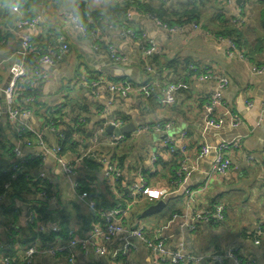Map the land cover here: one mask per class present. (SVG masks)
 <instances>
[{
    "label": "crops",
    "instance_id": "1",
    "mask_svg": "<svg viewBox=\"0 0 264 264\" xmlns=\"http://www.w3.org/2000/svg\"><path fill=\"white\" fill-rule=\"evenodd\" d=\"M18 1L28 4L32 14L41 18L35 29L23 28L8 33L0 45L1 87L24 60L20 44L23 36L30 34L37 47L52 50L57 35L64 34L70 46L62 63L44 67L48 78L37 87L31 114L20 116L34 131L42 132L47 146H57L59 132L66 128L60 123L56 130L45 129L47 111L62 106L64 114L83 119V129L86 133L90 131L91 136L110 119H123L125 124L133 122L136 129L144 124L171 121L168 135L179 141L186 131L188 147L185 156L169 154L162 146V134L135 129L130 133L113 134L114 144L107 142V135H100V143L94 148L98 167H88L82 160L79 154L83 148L67 147L63 151L64 161L77 166L76 174H67L51 154L37 157L39 164L29 172L33 176L49 177L53 181L49 188L52 194L42 197L39 193H30L15 199L13 208H0V264H5L2 260L5 254L16 258L23 254L33 236L28 220L33 207L43 214L48 234L60 227L62 235L74 233L78 237L87 235L92 226L100 225L96 211L112 207L122 211L124 232L108 242L98 239V245L105 247L102 253L96 252L93 245L86 250L76 248V264H117L111 260V251L129 240L135 244L129 256L131 263L153 264L148 246L139 238L129 237L136 219L146 226L148 236L157 234L170 249L181 247L184 253L206 259L210 253L229 245L238 247L242 256L253 260L254 264H264V226L257 237L259 242L254 241L256 225L264 224V73L251 70L253 65L264 64V0H0V25L3 27L19 17L11 10ZM126 3H129L130 17L122 10ZM189 7H193L191 16L187 13ZM86 10L99 13L97 18H100L99 27L104 38L97 49L80 36L66 16L68 12L81 16ZM151 16L166 20L171 23L169 25L182 22L180 24L185 26L181 31L168 32ZM191 21L197 22L200 28H190ZM141 33L154 41L159 48L158 54L146 59L141 57ZM227 38L235 41L237 50L247 60L237 51H229ZM106 41L124 56V62L112 61ZM189 64L207 67L227 78L228 84L221 90L223 104L210 106L209 95L219 91L218 85L193 77L188 70ZM146 65L152 70L147 71ZM97 74L113 81L127 80L131 86L125 93L116 92L112 96L105 84L94 90L80 85L93 81ZM183 77L186 85L175 92V101L164 103L163 85L178 82ZM1 93L0 90V108H3ZM230 112L238 115L239 124L231 121ZM0 137L10 149L1 156L9 165L18 159L12 155L16 145L21 150L19 159L24 161L36 159V154L43 150L33 138L30 146L20 144L4 115L0 117ZM88 138H84L85 145ZM232 140L241 142V148L230 152L232 169L225 174L213 172L216 147ZM204 148L206 151L202 153ZM247 154H252L254 160H248ZM184 157L192 168L186 178V186L194 191V200L189 204L187 193L174 194L176 189L169 184ZM102 159L106 162L116 160L121 166L118 192L126 193L129 185L137 181L138 170L143 171L147 190L130 207L127 208L125 199L108 187L107 165ZM82 189L90 193L89 198L80 196ZM167 197L170 198L164 209L142 215L148 206ZM90 198L96 202V210L89 206ZM8 202L9 196L0 200V207L9 205ZM215 202H222L225 207L220 223L192 220L189 214L192 208L210 207ZM175 213L183 216L173 217ZM189 224H195L196 228L190 230ZM13 232L17 238L12 236ZM32 264L70 263L61 256L36 255ZM224 264L235 263L228 258Z\"/></svg>",
    "mask_w": 264,
    "mask_h": 264
},
{
    "label": "built area",
    "instance_id": "2",
    "mask_svg": "<svg viewBox=\"0 0 264 264\" xmlns=\"http://www.w3.org/2000/svg\"><path fill=\"white\" fill-rule=\"evenodd\" d=\"M192 0H190L191 2ZM195 0H193L194 2ZM260 2L261 0H254ZM11 10L19 15V17L10 25L3 27L0 25V45L4 43L6 35L8 33H15L18 29L28 28L30 30L35 29L39 26L40 16L37 14H32L30 9L22 11L17 4L11 6ZM66 16L73 22L76 30L82 38H86L90 41L91 46L95 49L99 48L102 38L101 28L99 27L100 18L95 20L92 18L89 11L85 13L84 17H81L72 12H68ZM130 16V14H129ZM151 18L164 30L168 32H178L183 29L184 24L176 23L169 25L161 18L157 16H151ZM239 23H242L241 20H234ZM93 23L91 27L90 24ZM189 27L198 30L200 25L195 22H189ZM129 34H135L133 30H127ZM142 40L141 46V57L146 59L149 56H153L159 53L158 46L154 43L153 40L147 39L144 33L140 34ZM229 44V51H237L239 56L244 60H247V57L238 51L236 43L233 39L227 38ZM21 47L23 49L24 60L19 63L15 69L12 71L11 76L6 82V87L3 89V108H0V117L5 116L7 122L11 129L17 132V139L20 144L30 146L32 144V139L22 138V131L25 129L28 132L33 134V139L35 143L42 147V152L37 153L34 158L44 157L46 154H51L55 156L56 161L60 164L63 170L67 174H76L77 166L74 164L66 163L64 161V153L62 152L61 141L64 138L63 132H59V143L55 147H49L43 139L42 132L34 131L26 121L20 119V116L28 117L31 114L32 107L35 104L37 87L42 82L48 78V72L44 67H55L62 63L67 56L70 46L67 42L66 36L64 34L57 35L55 44L53 45L52 50H42L37 47L36 43L33 40L32 35L27 34L21 39ZM106 48L109 52V55L114 63L124 62V56L118 51V49L109 41H106ZM28 57H32V62L28 61ZM147 71H151L149 65L145 66ZM188 70L190 74H193L198 80H210L217 83L219 91L210 93L209 101L210 106L215 107L217 105L223 104L221 90L225 88L228 84L227 78L216 71H213L207 67L198 68L194 64L188 65ZM251 70L254 73H264V64L262 65H253ZM105 84L108 90L111 92L112 96L116 92H124L128 90L131 86V83L127 80L113 81L109 78L97 74L93 81H90L88 84H80L83 87H89L91 90H94L98 85ZM186 85V79L183 77L178 82H168L162 87L163 102L171 104L175 101V92L180 88ZM145 88V87H143ZM0 90H2L0 84ZM251 104V102H248ZM264 109V103H263ZM59 113H56L58 112ZM232 115L230 117L231 121L237 125L240 122L238 115L230 112ZM47 124L45 129H55L58 124H71L73 125V138L83 143L85 142L84 135L81 130L83 119L81 117H70L64 114L62 106H57L51 108L47 111ZM55 117L56 120L51 118ZM50 122L48 123V121ZM125 124L123 119H110L101 124V127L97 130L96 134L88 138L86 147L83 149V154H93L96 156L94 148L100 143L101 134L107 135V142L114 144L116 138L113 134H106L105 128L107 126H112L113 128H120ZM172 126L171 121L155 122L151 124H144L139 126L137 132H154L157 134H162V146L167 150L169 154H182L186 155L188 147V134L186 131L182 132L181 138L177 141L175 138L168 135V131ZM241 148V142L239 140L224 141L218 144L216 147V155L212 164V171L219 174H225L232 169V163L230 159V152L233 149ZM206 149L202 150L204 153ZM21 154L20 147L16 145L12 148V155L17 160L13 161L9 165V169L13 172L12 176H15L19 171H23L24 160L19 159ZM247 159L252 161L254 157L252 154H247ZM155 163V158H152ZM107 165V172L105 173L106 183L108 187L118 196L123 197L126 202V207H130L135 201L142 197L148 186V182L143 174L142 170H138L137 181L129 185L127 193L118 192L117 185L122 174V169L119 163L116 160H110L106 162L102 159ZM191 167L187 164L186 159L181 160L179 167L175 172V178L170 181V186L173 189H179L181 185L186 182V178L191 171ZM31 174V173H30ZM33 176V175H32ZM45 181L48 185V188L52 187L53 181L45 176L44 174H39L32 177V182L34 181ZM76 187H79V184H75ZM0 200L4 199L6 196V191L9 189V183L6 182L0 186ZM174 190V192H176ZM187 193V202L188 204L194 200V191L186 189ZM39 195L42 197H50L52 193L48 192L47 189L43 188L39 192ZM81 197H88L89 194L86 190H81ZM89 198V197H88ZM89 206L96 210V202L93 199L88 200ZM194 207V206H190ZM224 205L221 202L212 203L210 207L206 208H192L189 212L190 217L193 221L208 223V224H218L224 218ZM118 208H103L96 211L99 215L100 225H94L87 232V235L83 237H78L74 233H69L66 238L60 236L61 228L55 227L52 232L49 234L52 235L51 239L42 240L40 237L35 238L30 244H28L23 251V254L18 258L5 254L2 257V260L5 264H32L33 259L36 255H51V256H61L64 257L70 264H76L74 250L76 248L86 250L90 245L94 246L96 252L102 253L105 250V247L98 245V239H102L104 242H108L115 235L120 232H124L125 227L121 221L122 211ZM181 217L183 215L175 213L173 217ZM31 227L34 228L35 232L39 234L46 233L45 221L38 219L34 214V211H30L28 217ZM12 229L16 230L14 224L10 225ZM263 223H259L255 228V243H258V236L263 232ZM195 224H189L188 228L190 230L195 229ZM48 233V232H47ZM129 237L139 238L143 241L150 250V256L153 264H201L203 257L194 256L183 252V248L178 247L175 249H170L166 246L163 239L157 236V234L152 237L146 234V226L141 222L140 219H136L133 222L132 228L129 230ZM15 238H17L15 236ZM15 242V241H14ZM17 243V242H15ZM135 249V244L130 240L125 242L124 245L120 248H116L111 251V260L115 261L117 264H132L129 256L130 253ZM232 259L235 264H254L253 260L245 259L238 247L227 246L220 248L219 251L210 253L207 256V264H224L226 259Z\"/></svg>",
    "mask_w": 264,
    "mask_h": 264
},
{
    "label": "trees",
    "instance_id": "3",
    "mask_svg": "<svg viewBox=\"0 0 264 264\" xmlns=\"http://www.w3.org/2000/svg\"><path fill=\"white\" fill-rule=\"evenodd\" d=\"M15 4H17L22 11L30 9L29 5L26 4V3H23V1H18ZM128 5H129V3H126V6H124V8L122 10H124L125 16L130 17L129 16V12H128ZM188 9H189L187 11L188 16L193 15V7H189ZM87 11H89V10L84 11L83 15H81V16L84 17L85 13ZM152 11H154V10H152ZM89 12H90V14H91V16H92V18L94 20L99 15L98 12H91V11H89ZM148 13H150V12H148ZM128 17H127V19H129ZM179 23H182V22H179ZM169 24H171V23H169ZM90 26L92 27L93 23H91ZM32 60H33L32 57H28V61L29 62H32ZM56 113H59V111L56 112ZM51 119L53 121L56 120L55 117H53ZM49 122H50V120L48 121V123ZM65 126H66L65 130L62 131L63 134H64V138L61 141L62 152L67 147H70V146H75V148H77V150H78V147H81V148L84 149L86 147V145H85L86 140L83 143H80V142L76 141L73 138V128H72L73 125L65 124ZM81 130H82V133H83L84 138H85L86 131H84V129H83V123H82V126H81ZM12 132H13V136L17 139V137H16L17 132L15 130L14 131L12 130ZM21 135H22V138H24V139H32L33 138V134L28 132L25 129L22 131ZM9 150L10 149H9L7 143L0 137V159L2 158L1 157L2 154L7 152V151H9ZM79 155L83 156L82 160L86 163V165L88 167H98L99 166V163L96 160L97 158L95 156H93V154H88V153L87 154H83V152H82ZM38 164H39V159L38 158H36L34 160L30 159L28 161H25V163L22 166L23 171H21V172L19 171L15 176H12L13 172H11V170L9 168L3 169V168L0 167V186H2L6 182L9 183V189L6 191V196H5V197L9 196V202H8L9 205H7V204L6 205H1L0 208L2 210H6L7 208H10V207L13 208L14 200L15 199H20L24 195H28L30 193H38L43 188L47 189V191L50 192V190L48 188V185L46 184L45 181H39V180L38 181H34V182L31 181L33 176L30 174L29 170H31V168L36 167ZM174 178H175V174H174L172 179H174ZM85 188L89 190V188L87 186H85ZM82 190H84V189H82ZM31 209H32V211H34V214L36 215V217L38 219L44 220L43 214L36 207H33ZM31 231L33 233V236L28 241L27 244H30L37 237H40L42 240L51 239L52 238V235L48 234L47 232L45 234H39V233L35 232L34 228H32ZM67 235L68 234L62 235V230H61V232H60V236L61 237L66 238ZM12 236H15L14 232L12 233Z\"/></svg>",
    "mask_w": 264,
    "mask_h": 264
},
{
    "label": "water",
    "instance_id": "4",
    "mask_svg": "<svg viewBox=\"0 0 264 264\" xmlns=\"http://www.w3.org/2000/svg\"><path fill=\"white\" fill-rule=\"evenodd\" d=\"M6 84L2 87V96H3V89H5ZM136 129V125L133 122L127 123L123 126H121L120 128H113L112 126H107V131L105 133H111V134H116V135H121V134H125V133H130V132H134ZM91 136V132H87L86 133V138ZM9 165L8 160L6 159H0V167L2 168H7ZM188 188V186H186V182H184L181 187L177 190V192H172L174 194H179V195H183L184 191ZM128 189H126V193H127ZM170 195V194H169ZM167 198H161L160 200H158L156 203L151 204L150 206H148L145 210H143L142 215L143 216H147V215H151V214H155L159 211H161L162 209H164V207L166 206L167 203ZM204 263V262H203Z\"/></svg>",
    "mask_w": 264,
    "mask_h": 264
},
{
    "label": "flooded vegetation",
    "instance_id": "5",
    "mask_svg": "<svg viewBox=\"0 0 264 264\" xmlns=\"http://www.w3.org/2000/svg\"><path fill=\"white\" fill-rule=\"evenodd\" d=\"M90 137H91V136H90ZM246 158H247V156H246ZM127 189H128V188H127ZM187 189H189V187H188ZM184 193H185V191H184ZM221 203H222V202H221ZM222 204H223V203H222ZM223 205H224V204H223ZM224 208H225V207H224ZM224 210H225V209H224ZM223 219H224V218H223ZM219 223H220V222H219ZM258 224H259V223H258ZM258 224H257V225H258ZM257 225H256V226H257ZM195 228H196V227H195ZM255 228H256V227H255ZM254 232H255V229H254ZM254 235H255V234H254ZM228 246H229V245H228ZM226 247H227V246H226ZM234 247H235V246H234ZM203 262H204V263H203ZM205 263L207 264V257H206V259L203 258V259H202V262H201V264H205Z\"/></svg>",
    "mask_w": 264,
    "mask_h": 264
},
{
    "label": "rangeland",
    "instance_id": "6",
    "mask_svg": "<svg viewBox=\"0 0 264 264\" xmlns=\"http://www.w3.org/2000/svg\"><path fill=\"white\" fill-rule=\"evenodd\" d=\"M142 220L145 222V219L142 218Z\"/></svg>",
    "mask_w": 264,
    "mask_h": 264
},
{
    "label": "snow or ice",
    "instance_id": "7",
    "mask_svg": "<svg viewBox=\"0 0 264 264\" xmlns=\"http://www.w3.org/2000/svg\"><path fill=\"white\" fill-rule=\"evenodd\" d=\"M154 195H155V193H154Z\"/></svg>",
    "mask_w": 264,
    "mask_h": 264
}]
</instances>
